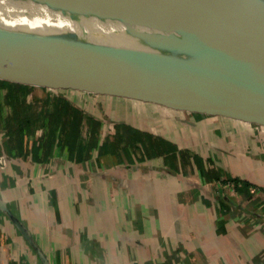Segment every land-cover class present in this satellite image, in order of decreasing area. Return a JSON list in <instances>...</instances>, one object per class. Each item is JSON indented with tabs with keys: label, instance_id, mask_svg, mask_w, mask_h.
Returning <instances> with one entry per match:
<instances>
[{
	"label": "crops",
	"instance_id": "1",
	"mask_svg": "<svg viewBox=\"0 0 264 264\" xmlns=\"http://www.w3.org/2000/svg\"><path fill=\"white\" fill-rule=\"evenodd\" d=\"M46 88L28 103L51 113ZM59 95L71 132L10 137L0 119V264H264L260 135L208 113Z\"/></svg>",
	"mask_w": 264,
	"mask_h": 264
},
{
	"label": "water",
	"instance_id": "2",
	"mask_svg": "<svg viewBox=\"0 0 264 264\" xmlns=\"http://www.w3.org/2000/svg\"><path fill=\"white\" fill-rule=\"evenodd\" d=\"M109 1L0 0V79L264 124V0L176 20Z\"/></svg>",
	"mask_w": 264,
	"mask_h": 264
},
{
	"label": "trees",
	"instance_id": "3",
	"mask_svg": "<svg viewBox=\"0 0 264 264\" xmlns=\"http://www.w3.org/2000/svg\"><path fill=\"white\" fill-rule=\"evenodd\" d=\"M35 89V85L27 83H19L0 79V119L4 121L7 128L8 135L25 137H32L35 135V130L42 129L45 134L43 136L53 137L58 130H63L65 134L66 126L59 128V122L66 115H69L73 109V105L69 100L63 96H51L54 99L55 108L51 113L45 112V105L42 104V109H36L37 104L28 103V96ZM47 89V88H46ZM51 92L47 94V102L50 98ZM46 99V98H45ZM51 99V98H50ZM46 103V104H47ZM80 112V111H79ZM74 119H78L75 113ZM67 132H71L69 129ZM72 134V133H71ZM43 138H35L32 145L36 146L35 152H38ZM18 146L23 150L24 143L19 141ZM16 151L20 152L19 148L15 147ZM239 187V190L248 189L252 183L247 180H240L239 178H231Z\"/></svg>",
	"mask_w": 264,
	"mask_h": 264
},
{
	"label": "bare ground",
	"instance_id": "4",
	"mask_svg": "<svg viewBox=\"0 0 264 264\" xmlns=\"http://www.w3.org/2000/svg\"><path fill=\"white\" fill-rule=\"evenodd\" d=\"M133 12L140 17L164 18L176 20L192 16V8L203 6L205 0H128ZM98 4L106 11L111 10L109 0H98ZM264 121V116H255Z\"/></svg>",
	"mask_w": 264,
	"mask_h": 264
},
{
	"label": "rangeland",
	"instance_id": "5",
	"mask_svg": "<svg viewBox=\"0 0 264 264\" xmlns=\"http://www.w3.org/2000/svg\"><path fill=\"white\" fill-rule=\"evenodd\" d=\"M51 95L52 96H58L59 94H65L66 96H68L69 98L73 99L74 101H76V103H80L82 105L85 104L86 108H91L92 106H94L98 101H104L105 97L103 98L102 96H98L97 94H93L90 92H85V91H81V90H73V89H53V88H49ZM117 98V97H116ZM126 98V97H123ZM81 100V101H79ZM134 103V107H136V109H138V107H142L143 105H150L148 103L146 104H141L140 102H132ZM141 105V106H140ZM146 105V106H147ZM95 107V106H94ZM108 107V106H107ZM108 109V108H107ZM110 109V108H109ZM166 111H171L168 108H165ZM172 113V112H171ZM179 113V112H177ZM183 114V113H182ZM229 119H234L236 120L238 123L242 124L243 127H245V129L251 133V135H257L259 137V135L261 136L262 139H264V124L263 123H256L254 121L251 120H245V119H240V118H232V117H228ZM256 119V118H255ZM258 120V119H257ZM163 121L162 119L159 121L157 124H162ZM259 121H263L260 120Z\"/></svg>",
	"mask_w": 264,
	"mask_h": 264
}]
</instances>
